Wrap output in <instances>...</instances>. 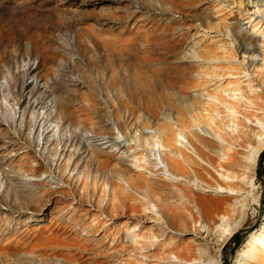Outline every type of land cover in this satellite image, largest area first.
<instances>
[{
    "label": "rangeland",
    "instance_id": "rangeland-1",
    "mask_svg": "<svg viewBox=\"0 0 264 264\" xmlns=\"http://www.w3.org/2000/svg\"><path fill=\"white\" fill-rule=\"evenodd\" d=\"M214 2L264 9V0H0V264L118 261L123 217L137 208L117 183L132 150L112 144L144 147L148 130L188 105L197 84L182 52L195 26L214 23ZM258 174L264 187V153ZM263 201L225 264L262 224Z\"/></svg>",
    "mask_w": 264,
    "mask_h": 264
},
{
    "label": "bare ground",
    "instance_id": "bare-ground-1",
    "mask_svg": "<svg viewBox=\"0 0 264 264\" xmlns=\"http://www.w3.org/2000/svg\"><path fill=\"white\" fill-rule=\"evenodd\" d=\"M209 10L214 23L195 26L182 52L197 84L188 105L148 130L144 147L112 144L132 150L117 183L137 208L123 217L124 251L112 264H225L227 245L264 198V9ZM234 264H264V215Z\"/></svg>",
    "mask_w": 264,
    "mask_h": 264
}]
</instances>
